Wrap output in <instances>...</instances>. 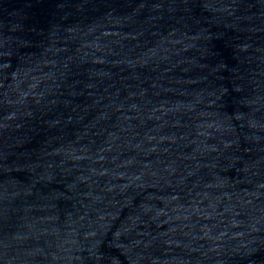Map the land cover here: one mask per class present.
Wrapping results in <instances>:
<instances>
[{
	"label": "water",
	"instance_id": "1",
	"mask_svg": "<svg viewBox=\"0 0 264 264\" xmlns=\"http://www.w3.org/2000/svg\"><path fill=\"white\" fill-rule=\"evenodd\" d=\"M0 264H264V0H0Z\"/></svg>",
	"mask_w": 264,
	"mask_h": 264
}]
</instances>
